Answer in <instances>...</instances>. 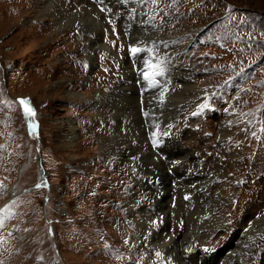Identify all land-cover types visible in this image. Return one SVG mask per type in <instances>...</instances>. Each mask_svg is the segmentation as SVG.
Wrapping results in <instances>:
<instances>
[{"label": "rangeland", "instance_id": "1", "mask_svg": "<svg viewBox=\"0 0 264 264\" xmlns=\"http://www.w3.org/2000/svg\"><path fill=\"white\" fill-rule=\"evenodd\" d=\"M7 2L0 0V264H106L112 249L122 264H177L165 251L160 256L143 248L128 251L135 246L131 239L98 247L100 239L84 242L89 217L79 210L112 215L120 209L114 204V176L128 167L140 170L116 161L99 142H89V129L98 120L104 124L90 85L114 67L103 90L110 92L128 71L137 73L136 80H154L158 87L149 95L151 106L142 110L156 124L169 121V137L197 151L199 167L207 172L197 179L176 178L168 201L171 221L166 225L152 215L151 227L207 241L218 262L227 257L230 241L264 223V0H158L123 12L111 0H93L68 5L59 21L42 16L39 6H12L11 14H29L6 20L12 0ZM150 18L153 28L145 23ZM97 34L111 49L96 47L91 65L85 36ZM173 34L174 44L163 46V37ZM131 47L142 51L132 54ZM121 56L131 61L126 69ZM185 70L190 83L169 87L168 78ZM18 96L31 99L36 119L24 116ZM70 116L78 118L80 128V141L71 145L65 139ZM193 166L190 161L184 169L193 172ZM205 213L216 218L213 225ZM118 224L120 232L122 221ZM237 247L241 257L230 256L232 261L264 264V228ZM194 254L204 257L199 249Z\"/></svg>", "mask_w": 264, "mask_h": 264}, {"label": "bare ground", "instance_id": "2", "mask_svg": "<svg viewBox=\"0 0 264 264\" xmlns=\"http://www.w3.org/2000/svg\"><path fill=\"white\" fill-rule=\"evenodd\" d=\"M5 1L7 2L10 0ZM92 1L93 0H12L9 9L5 10L6 15L4 19L11 20L14 16H18L21 13H26L25 15L29 14L26 10L22 12L19 10L18 13L11 14L12 6H16L17 8L39 6L38 12L41 13L42 16H51L54 20L59 21L67 14L66 10L68 5H74L78 2H84V4L87 3L88 5ZM152 1L155 2L158 0H111V3L114 4L118 11L123 12L129 5L140 6L142 3H151ZM172 3L174 2L172 1ZM63 9L65 10L62 11ZM145 23L147 27L153 28L152 18L146 20ZM175 36L176 34H173L171 37H163V42H165L163 46L167 47L173 45ZM100 37L99 34L90 37L85 36L86 48L90 50L89 62L91 65L95 62L96 47L103 45L105 49H111L108 48L106 44H101ZM121 59L124 69H126L128 63L131 62L129 57L123 56L122 58L121 56ZM110 70V72H108V69H105L90 85L89 90L92 93H89V96L92 95L94 107L97 108L96 112L98 116L102 118L101 122L104 123L103 125L107 127L103 128V125H100L98 120L94 127L89 129L93 136L89 142L93 144L99 142L102 148L111 150L112 153L110 154L115 157L116 161L124 162L128 165H131V163L137 164L140 166V175H138V169L128 167L125 171H119V173L114 176L116 179L115 186L112 188L113 192H115L116 202L114 204L120 209L111 212L112 215L109 216L108 211L101 209H95L92 212L79 210L78 213L81 216L84 213L89 217L86 224L89 238L84 241L86 245L94 244V241L97 239L101 240L100 243H102V245H97L96 247L111 246L116 243L117 240L128 242L130 241L129 239H131L135 246L131 244L130 247L127 248L128 251H136L143 248L148 251V255L165 251L167 254L175 257L177 264H190V262H192L191 264H243L241 258L238 260L236 259L237 261L231 260L230 256L233 255L241 257L242 252L239 247L235 248V245L241 243L247 244L259 230L264 228L263 221L252 226L250 231L243 233L239 236V239L236 240L235 238L233 241H230L227 244V257L218 262H214L210 257L207 241L194 242L192 239L193 236L186 237L184 236L185 234L181 235L176 233L166 234L163 228L151 227L152 215H160L161 221H165L166 225L171 221L173 213L171 206L168 205V201L171 198L170 195L172 194L176 178L182 177L187 180L192 178L197 179L206 176L207 172L199 167L201 164V155L198 154L197 151L188 146H180L179 139L169 137V121L162 125H160V123L156 124L152 115L148 111L142 110V106H148L149 95L153 94L158 87L155 81L150 80L149 82H143L142 80H136L139 78L137 73L128 71L129 74L125 78L119 80L111 88L110 92H107L102 88L105 84L103 80L114 72L115 67L114 70L113 68ZM187 71L188 70L182 71L174 77L170 76L167 83L169 87L181 88L189 84V73ZM140 79H143V77ZM125 114H129L130 119H122V115ZM77 120L78 118L75 116L67 118L68 131L65 132V139L69 145L80 141L78 137L80 136V128ZM97 134L100 136L98 140L94 138ZM76 145L79 151L78 153H80V150L83 149V145L82 143ZM160 152L161 154L163 153V155L165 153L166 159L162 158L163 155H161ZM78 153L73 154V156L78 158L80 156ZM188 158H190L189 161ZM190 161L195 165V167L193 166V172L189 171V167L184 169L185 165L188 166ZM103 164L106 165L105 171L110 172V161H106ZM96 168V166L95 168L87 167L85 172L90 173L91 171H95ZM199 169L202 172L199 171ZM129 177L132 178V181H130ZM122 190L123 192H120ZM116 191L119 193H116ZM202 195H204V192ZM121 198L126 201L127 206L124 208L120 206ZM127 216H129V220L123 223ZM205 217L210 223H215L214 221L216 218L211 213H205ZM75 219L78 222V217ZM120 220L122 221V228L119 232L118 223ZM131 226L133 227L131 228ZM102 227L105 228L104 232H99ZM80 241V237H76L74 243L78 245ZM179 241L183 242V244ZM197 249L204 253V257H198L194 254ZM113 252L114 250L112 249L111 253L106 254V257L109 259L106 264H122L121 262L123 259H115L112 256ZM129 255L131 254L129 253ZM152 264H154V262H152Z\"/></svg>", "mask_w": 264, "mask_h": 264}, {"label": "snow or ice", "instance_id": "3", "mask_svg": "<svg viewBox=\"0 0 264 264\" xmlns=\"http://www.w3.org/2000/svg\"><path fill=\"white\" fill-rule=\"evenodd\" d=\"M140 51H142V49L139 48V47H131L130 48V52L132 54L139 53ZM149 67H151V68H158L159 66L158 65H154V64H150ZM154 74H155L154 72H152V73H145L146 76H151V75H154ZM19 103L24 106V111H25V114L26 115H28L30 117H34L35 116V110L30 107V102L27 99L20 98L19 99ZM156 255L157 256H160L161 254L159 252H157Z\"/></svg>", "mask_w": 264, "mask_h": 264}, {"label": "water", "instance_id": "4", "mask_svg": "<svg viewBox=\"0 0 264 264\" xmlns=\"http://www.w3.org/2000/svg\"><path fill=\"white\" fill-rule=\"evenodd\" d=\"M20 98H25V99H27V100L30 102V107H31L32 109L35 110V116H34V117H30V116H28V115L25 114L24 106L21 105L22 112H23L24 116H25L27 119L29 118V121L36 119L37 109H36L35 105L32 103L31 99H30L29 97H26V96H18V97H17L18 101H19Z\"/></svg>", "mask_w": 264, "mask_h": 264}]
</instances>
